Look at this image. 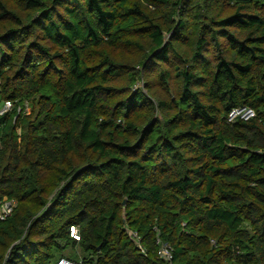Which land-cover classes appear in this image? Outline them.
Instances as JSON below:
<instances>
[{"label": "trees", "instance_id": "trees-1", "mask_svg": "<svg viewBox=\"0 0 264 264\" xmlns=\"http://www.w3.org/2000/svg\"><path fill=\"white\" fill-rule=\"evenodd\" d=\"M0 79V264H264V0H0Z\"/></svg>", "mask_w": 264, "mask_h": 264}, {"label": "built area", "instance_id": "built-area-1", "mask_svg": "<svg viewBox=\"0 0 264 264\" xmlns=\"http://www.w3.org/2000/svg\"><path fill=\"white\" fill-rule=\"evenodd\" d=\"M0 87H1V79H0ZM28 103H26L27 111ZM15 108V104L11 100H1L0 99V116L5 115ZM18 111H21V108L18 107ZM256 115V112L247 106L234 108L229 114V121H234L237 118L249 120ZM0 149H1V141H0ZM16 206L15 200H4L0 203V221H5L13 212ZM73 235L78 239L77 231L72 227ZM157 230V229H156ZM131 236L137 241L140 242L141 238L136 231L131 233ZM156 244L158 246L157 256L159 259L163 260L166 264H174V249L171 244L165 242L160 233H158L156 238ZM56 264H73V262L67 258H61L57 261Z\"/></svg>", "mask_w": 264, "mask_h": 264}, {"label": "rangeland", "instance_id": "rangeland-1", "mask_svg": "<svg viewBox=\"0 0 264 264\" xmlns=\"http://www.w3.org/2000/svg\"><path fill=\"white\" fill-rule=\"evenodd\" d=\"M169 37V36H167ZM139 87H141L145 93L147 92L146 91V87H145V84L144 82L142 81L141 83L137 84L136 87L134 88L135 90H137ZM32 111V104L30 102V105L27 106V111L26 113L29 114L30 112ZM19 132H21V129L19 128L18 130ZM73 233V230L71 229V234ZM73 235V234H72ZM10 252V251H9ZM8 252V253H9ZM7 253V255H8ZM82 253V250L80 248H74V247H71V248H68L66 251H65V256L69 257V258H72V259H79L80 257V254ZM6 255V256H7ZM10 256V255H9Z\"/></svg>", "mask_w": 264, "mask_h": 264}, {"label": "water", "instance_id": "water-1", "mask_svg": "<svg viewBox=\"0 0 264 264\" xmlns=\"http://www.w3.org/2000/svg\"><path fill=\"white\" fill-rule=\"evenodd\" d=\"M123 204H126V199H125V201L123 202Z\"/></svg>", "mask_w": 264, "mask_h": 264}]
</instances>
